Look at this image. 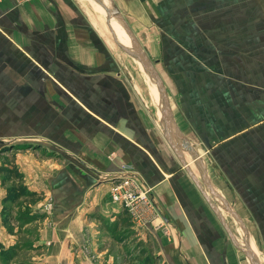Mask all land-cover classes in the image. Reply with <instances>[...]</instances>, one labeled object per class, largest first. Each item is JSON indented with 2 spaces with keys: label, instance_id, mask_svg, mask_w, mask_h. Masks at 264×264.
Masks as SVG:
<instances>
[{
  "label": "crops",
  "instance_id": "crops-1",
  "mask_svg": "<svg viewBox=\"0 0 264 264\" xmlns=\"http://www.w3.org/2000/svg\"><path fill=\"white\" fill-rule=\"evenodd\" d=\"M113 1L145 33L154 62L177 73L171 81L160 69L180 131L211 142L223 196L254 217L246 224L260 234L264 260V157L254 161L264 154V0ZM104 35L79 0H0V137L14 106L33 147L16 163L26 185L54 203L43 240L66 249L67 264L74 248H95L100 226L125 215L110 189L128 163L173 229L160 243L173 263L246 264L171 147L161 110L153 118L132 96ZM140 230L155 233L152 224Z\"/></svg>",
  "mask_w": 264,
  "mask_h": 264
},
{
  "label": "rangeland",
  "instance_id": "rangeland-1",
  "mask_svg": "<svg viewBox=\"0 0 264 264\" xmlns=\"http://www.w3.org/2000/svg\"><path fill=\"white\" fill-rule=\"evenodd\" d=\"M79 2H82L83 5L85 4L89 6L91 9H93L97 13V16L99 18L100 32L103 35L105 34L104 36H106V42L108 46L110 45L113 52L115 51V53L118 56H120V61H119L120 68L119 69L121 73L123 74L122 80L124 82L126 81L128 82L129 90L131 91L132 96L135 97L138 100V102L142 106L145 107L147 112L153 118L159 119L160 116L158 112H159L160 106L158 104L159 101L156 98L155 87H157L156 86L157 84L155 83V81L154 83L152 82L153 80L150 78L149 73L143 68L142 64L137 59L131 57L127 52L119 48V46L115 42H113V40L111 39L113 36H112L111 30L109 29L111 27L113 28V26L111 24L109 26L107 25V22H106L107 14L106 12H103V10L97 6L98 3L94 0H79ZM130 27L132 31L134 32L135 36L137 37V39L139 40L141 46L146 51L145 33H141V32L137 33V31L134 30L133 26L130 25ZM113 30L116 34V30L114 28ZM116 38L122 45L127 46L128 48H133L132 43H130L129 37H128L129 40H127L126 38L124 39L123 35H120V38H118L116 35ZM150 57L153 61H155L154 57L152 56ZM155 57L160 58L158 56H155ZM155 65L159 72L161 70L164 72V74L166 75V78L170 77L171 81L174 78L177 79V73L168 72L167 70H164L162 65L158 66V64L156 63ZM151 83L153 84L151 85ZM158 96L160 98L159 92H158ZM170 102H171V98H170ZM177 108L178 106H175V110H177ZM15 110L16 108L14 106H10L11 113H9V115L7 114L8 118L6 119V122L8 123H6L7 127L4 129V132L7 134V136L0 137V150H1L0 151V168L3 166H13V165L18 166L16 161L18 160V158L20 159L21 157V150H26L29 148L33 149L32 146L23 144L25 141L23 139L27 138V136L25 137L21 134V126H20L21 124H18V122L14 119L15 117L12 113L16 114V112H14ZM7 115H5L4 117H6ZM159 120L161 121L162 127H163V122L161 118ZM176 123L180 127L178 121H176ZM197 135L194 137L193 136L192 137L187 136V137L191 139V142L194 148L202 156V159L207 164V169H209L208 173H210L209 176L211 178L212 184L213 186H216L215 190H217V192H219L220 194L225 195L227 193L226 191L227 189L225 185L226 181L224 179L225 176L222 173H216L217 170H215L214 168L216 164L215 162H213L212 150L210 149L212 144L211 142L210 143L206 142L205 137L203 136L199 137ZM28 139H31V138H28ZM8 141H13L17 143L18 145L13 146V147L12 145H6L7 144L6 142ZM31 141H34L35 143H37L35 140L31 139ZM181 149L182 151H184L185 148L182 147ZM184 155L187 161L188 160L191 161V164H190L191 169L193 170L197 178L200 180L201 184L205 186V183L202 178L201 170L197 162L193 160L192 156L188 154L186 151L184 152ZM263 157H264V154L258 153L254 161H260L263 159ZM252 159H253L252 157L251 158L247 157V161H248L247 165L249 167H252ZM248 166L247 168H245V170L249 168ZM218 176L219 178H217ZM4 177L5 175L0 173V200L2 201L0 202V204L2 205V207L0 206L1 207V210H0V240L5 243L7 248L15 246L16 254H15L14 259L8 260L7 256H4L0 253V264H67L66 260L64 259V258H67V255H66L67 250L64 248L53 249L52 243L50 241L43 240L44 229L47 227L54 226L51 221L52 220L51 215L53 214V209H54V203H53L52 197L46 200L44 198L45 201L41 199L34 204H32V202L28 199H23L16 204H9V206H11L13 209L12 211L13 219H12L10 226H5L3 224L2 209L4 207V204H3V199L1 198L3 194L4 196L6 194V185L9 186L11 184V182H8L5 186H3L2 182H3ZM195 187H197L196 184H195ZM217 188H219L220 190H218ZM198 191L200 192V190ZM229 203L236 209V207L230 201ZM36 204H38L37 206L38 209L34 211V209L36 208ZM46 207L47 208L51 207V208L47 210ZM211 210L216 215L217 220L222 226L227 240L235 248V246L233 245V242L231 241L230 236L228 235L227 231L225 230L223 226L221 219L219 218V216H217V214L214 212L212 208ZM220 211L225 217V220L229 224L233 233L237 235L236 236L237 239L239 238L241 243L246 241V235H245L244 230L242 229L240 224H238V222L235 220L232 214L229 211H227L224 207H222ZM41 213L44 214L43 218L36 219L33 221L27 220L28 218L27 216H34L38 214L40 215ZM252 218L254 219V217H251V218L245 217L243 219L245 223L250 225V229L254 227V225L252 227V225L250 224V221ZM156 220H157L156 223L162 221L161 219H156ZM162 222L164 224L163 228L161 226L157 227V229L154 228L155 235L154 234L151 235L150 233H148V235H150L149 237L147 236V233H145L143 230L138 229L137 232L135 231L136 234L130 237L129 239H127V241L124 243H118L115 240H111V239H110L111 241H108L107 239H105V238H110L111 234L107 230L105 225H101L100 228L98 229L99 235L96 240L97 246L95 248L89 247V248H84V249L82 247L74 248L73 264H134L135 262L133 261V258L137 254L135 252V245L139 241L150 244L149 247L151 248L150 250L152 251V254L158 257L157 258L158 264H176V263H173L170 260V258L167 257V255L162 253L160 243L164 244L166 241L170 243L171 241H169V239L173 238L172 227H169L166 224V222H164V220ZM250 234H251V238H250L251 245L253 248H255L257 254L259 255L258 259L260 258L264 264L263 257L261 256V253L259 252V248H258L260 247L259 245L260 242H259V237H258L260 236V234H257L256 232L254 233L251 231H250ZM235 249L237 250V248ZM239 253H240L241 258H243L244 262L248 264L249 260L247 259V257L241 251Z\"/></svg>",
  "mask_w": 264,
  "mask_h": 264
},
{
  "label": "water",
  "instance_id": "water-1",
  "mask_svg": "<svg viewBox=\"0 0 264 264\" xmlns=\"http://www.w3.org/2000/svg\"><path fill=\"white\" fill-rule=\"evenodd\" d=\"M99 4H101L105 10H106V20L107 23L110 24V20L112 17H117L121 19V23L128 34L131 43L133 44V48H128L127 46L122 45L116 38V34L111 27V33L113 35V38H115V43L127 52L131 57L137 59L143 66V68L149 73V75L155 80L159 91L161 93V98H162V110H161V120L163 122V127L165 130V134L168 137V140L170 142L171 147L173 148L174 152L177 154L178 158L180 159L181 163L187 170L189 176L193 180V182L196 184L197 188L200 190L201 194L205 198V200L210 204L211 208L214 210V212L219 216L221 219L223 226L225 230L227 231L228 235L231 238V241L233 244L236 246V248L241 251L249 260L250 264H262L258 257L255 256L253 248L250 244V238L251 234L250 231L243 220L242 216L239 215V213L236 211V209L229 203V201L217 192L215 190L214 186L212 185L211 178L208 173L207 165L202 159V156L197 152V150L194 148L191 140L187 137H185L182 132L179 129V126L176 123L171 102H170V97H169V92L167 90V87L165 85V82L158 71L155 62L151 59L150 55L143 49L141 46L139 40L135 36L134 32L132 31L129 23L127 20L124 18L122 12L117 8L113 0H109L110 6H106L102 0H95ZM173 136L177 138V144L174 143L173 141ZM6 145H12L17 146L18 144L13 142V141H8L6 142ZM30 144H33L31 142ZM182 147H184V151H182ZM187 152L190 154L195 160L201 170L202 178L205 183V186L201 184L200 180L197 178L195 173L190 167V163L187 161L184 152ZM224 207L227 211H229L232 216L235 218V220L240 224L242 229L245 232L246 235V244L242 246L238 241L237 238L233 235V231L231 230L229 224L225 220V217L221 213L220 209Z\"/></svg>",
  "mask_w": 264,
  "mask_h": 264
},
{
  "label": "trees",
  "instance_id": "trees-1",
  "mask_svg": "<svg viewBox=\"0 0 264 264\" xmlns=\"http://www.w3.org/2000/svg\"><path fill=\"white\" fill-rule=\"evenodd\" d=\"M0 173L4 174L3 178V186H5L8 182L11 184L6 185V194L3 198L4 207L2 209V219L3 224L5 226H10L13 215H12V207L9 204H16L23 199H28L32 202V204L38 202L42 199V194L36 191H32L24 181V175L18 168V166H3L0 168ZM125 215H122L120 219H118L114 223H105L107 230L110 232L111 237L118 243H124L136 234L133 229L134 225L130 219L129 214L125 210ZM27 220L33 221L36 219H41L44 217V214H38L34 216H27ZM150 244L139 241L135 245V252L137 253L133 258L134 264H158L157 256L152 254ZM15 246L7 248L5 243L0 240V253L4 256H7L8 260H12L15 258Z\"/></svg>",
  "mask_w": 264,
  "mask_h": 264
},
{
  "label": "built area",
  "instance_id": "built-area-1",
  "mask_svg": "<svg viewBox=\"0 0 264 264\" xmlns=\"http://www.w3.org/2000/svg\"><path fill=\"white\" fill-rule=\"evenodd\" d=\"M152 189L143 185L135 167L128 163L122 165L121 175L112 182V201L123 205L133 225L138 229H143L149 224L156 229L159 226L164 227L163 213L156 204ZM50 208L46 207L47 210ZM156 219L162 221L155 223Z\"/></svg>",
  "mask_w": 264,
  "mask_h": 264
},
{
  "label": "bare ground",
  "instance_id": "bare-ground-1",
  "mask_svg": "<svg viewBox=\"0 0 264 264\" xmlns=\"http://www.w3.org/2000/svg\"><path fill=\"white\" fill-rule=\"evenodd\" d=\"M95 1V0H94ZM103 1V3L108 7V6H110V2H109V0H102ZM98 3V2H97ZM97 6L100 8V9H102L103 10V12H106V10H105V8L101 5V4H97ZM110 23H112L113 24V26H114V29L116 30V33H118V34H120V35H123L124 36V38H126L127 40H129L128 39V34L126 33V31H125V29H124V27H123V25H122V23H121V19L120 18H117V17H112L111 18V20H110ZM130 43H131V41H130ZM132 46H133V44H132ZM150 78L153 80L152 82L154 83V79L150 76ZM152 83V84H153ZM156 83V82H155ZM154 85H156V84H154ZM157 86V85H156ZM158 86L157 87H155V93H156V98H157V100L159 101V96H158ZM159 95H160V110H162L161 108H162V98H161V93H160V91H159ZM173 141H174V143L175 144H177V138L175 137V136H173ZM190 164H191V162H189ZM233 235L236 237L237 235H235V233H233ZM237 238V237H236ZM237 241L242 245V246H244L245 244H246V241H244L243 243H241L240 242V240H239V238L237 239ZM250 244H251V242H250ZM252 246V245H251ZM253 248V247H252ZM253 251H254V254H255V256L256 257H258L259 255L257 254V252H256V250H255V248H253ZM260 259V258H259ZM260 262L262 263V261H261V259H260ZM250 263V262H249Z\"/></svg>",
  "mask_w": 264,
  "mask_h": 264
}]
</instances>
